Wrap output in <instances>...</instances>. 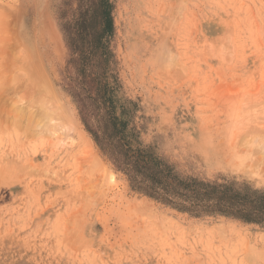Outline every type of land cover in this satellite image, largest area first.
<instances>
[{
	"label": "rangeland",
	"instance_id": "374dc122",
	"mask_svg": "<svg viewBox=\"0 0 264 264\" xmlns=\"http://www.w3.org/2000/svg\"><path fill=\"white\" fill-rule=\"evenodd\" d=\"M106 106L180 177L264 195V0H111ZM80 0H0V264H264V221L133 185L84 121ZM89 103V100H84Z\"/></svg>",
	"mask_w": 264,
	"mask_h": 264
},
{
	"label": "trees",
	"instance_id": "16d2710c",
	"mask_svg": "<svg viewBox=\"0 0 264 264\" xmlns=\"http://www.w3.org/2000/svg\"><path fill=\"white\" fill-rule=\"evenodd\" d=\"M111 0H80L67 29L77 57L73 84L86 93L84 121L97 143L122 169L135 187L181 209L201 213H232L245 220L264 221V195L258 199L230 195L228 186L180 177L171 165L158 159L147 148L133 145L127 122L114 114L106 100L112 87L104 82L103 64L107 61V38L113 33ZM81 90V91H80ZM89 100V103H84Z\"/></svg>",
	"mask_w": 264,
	"mask_h": 264
}]
</instances>
